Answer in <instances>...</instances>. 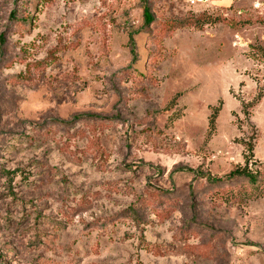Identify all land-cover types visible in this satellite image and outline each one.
Listing matches in <instances>:
<instances>
[{
    "label": "rangeland",
    "instance_id": "1",
    "mask_svg": "<svg viewBox=\"0 0 264 264\" xmlns=\"http://www.w3.org/2000/svg\"><path fill=\"white\" fill-rule=\"evenodd\" d=\"M146 1L0 0V264H264V0Z\"/></svg>",
    "mask_w": 264,
    "mask_h": 264
},
{
    "label": "trees",
    "instance_id": "2",
    "mask_svg": "<svg viewBox=\"0 0 264 264\" xmlns=\"http://www.w3.org/2000/svg\"><path fill=\"white\" fill-rule=\"evenodd\" d=\"M154 23V17L151 14V10L149 8V6L147 5V1L143 0V28H149L152 24ZM184 22H173V26L174 29L177 28H181L183 27ZM129 47H130V51L132 54H134L135 51V43H134V39H133V34L129 35ZM219 108H216L211 116H210V127L211 129H213L214 127V123L217 117V114L219 113ZM225 179L227 181H231V180H240L243 182L244 187L250 189L251 191H260V192H264V178L260 176V174L256 173H252L246 169L243 170H235L233 172H231L230 174H228ZM208 180L211 182H222L223 180L220 179H211L210 177H208ZM242 193L244 194H254V192H249L247 189H244L242 191Z\"/></svg>",
    "mask_w": 264,
    "mask_h": 264
},
{
    "label": "built area",
    "instance_id": "3",
    "mask_svg": "<svg viewBox=\"0 0 264 264\" xmlns=\"http://www.w3.org/2000/svg\"><path fill=\"white\" fill-rule=\"evenodd\" d=\"M192 3L194 2H202V0H191Z\"/></svg>",
    "mask_w": 264,
    "mask_h": 264
}]
</instances>
